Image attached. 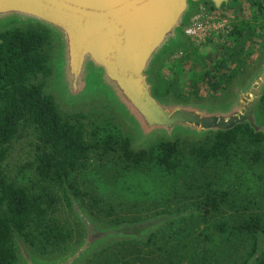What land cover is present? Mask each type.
<instances>
[{
	"label": "water",
	"instance_id": "95a60500",
	"mask_svg": "<svg viewBox=\"0 0 264 264\" xmlns=\"http://www.w3.org/2000/svg\"><path fill=\"white\" fill-rule=\"evenodd\" d=\"M202 2L221 10L231 0H0V31L45 30L52 45L46 93L63 111L108 113L129 138L131 150L199 142L238 125L264 135V45L220 95L183 99L156 92L159 68L171 55L192 49L187 31ZM65 186L81 239L68 250L44 255L14 232L18 264H86L114 243L147 242L164 225L194 212L107 224ZM257 239L246 264H255L264 251V233L259 231Z\"/></svg>",
	"mask_w": 264,
	"mask_h": 264
},
{
	"label": "rangeland",
	"instance_id": "374dc122",
	"mask_svg": "<svg viewBox=\"0 0 264 264\" xmlns=\"http://www.w3.org/2000/svg\"><path fill=\"white\" fill-rule=\"evenodd\" d=\"M255 1L231 0L221 10L211 8L207 2L199 4L188 37L192 49L171 55L160 70L167 80L177 83L180 92L173 94L181 98L220 95L226 90L223 89L229 77L241 75L255 61L264 43V37H260L257 30H251L256 24L264 32L263 18L254 20L258 4ZM231 4H234L233 12L227 10ZM244 22L247 26H244L243 36L236 38V28ZM51 47L50 41V48L46 45L43 51L48 49L50 55ZM47 78L37 74L28 82L45 79L47 82ZM79 113L82 116H75ZM60 114L82 125L87 142L92 126L103 121L102 114L111 118L98 109L76 113L60 110ZM261 114L264 115V106ZM36 135L34 125L22 122L8 144L1 169L8 181L25 187L30 193L49 197L47 216L67 233L64 242L51 244L42 252L51 255L75 246L83 230L70 207L67 183L43 180L36 172L37 158L42 152ZM182 148L187 150L185 144ZM254 148L242 141L231 153L230 162L200 165L190 161L181 171L185 172L190 186L183 187L180 181V187L170 193L164 202L166 205L162 203V206L154 203L152 190L143 191L139 200L129 199L125 193L121 195V189L126 186L116 185L117 176L124 172L119 157L103 155L91 148L84 164L72 173L69 183L76 186L82 205L100 221L115 224L140 221L160 213L194 212L164 225L147 242L114 243L97 252L86 264H246L251 257V240L248 234L237 232L234 227L254 215L261 217L264 224V159L251 162L248 153ZM213 192L219 198L217 210L204 216L203 200ZM221 192L225 193L219 196L217 193ZM166 208L170 209L164 210Z\"/></svg>",
	"mask_w": 264,
	"mask_h": 264
},
{
	"label": "trees",
	"instance_id": "16d2710c",
	"mask_svg": "<svg viewBox=\"0 0 264 264\" xmlns=\"http://www.w3.org/2000/svg\"><path fill=\"white\" fill-rule=\"evenodd\" d=\"M256 2L258 4L254 20L263 18L264 24V2L256 0L254 3ZM210 7L212 8L211 5ZM233 9L234 4L227 8L231 12ZM243 24L236 28V38L243 36L244 26H247L246 22ZM255 25L251 30H257L259 36L264 37L260 25H256L257 28ZM46 45L50 48V37L40 27L0 31V264H18L14 232L23 236L35 250H42L41 254L49 245L67 239V233L47 216L49 197L30 193L25 187L8 181L2 172L1 163L7 155L8 144L17 134L22 122L34 125L37 132L38 146L42 150L36 165L39 177L67 183L76 195L78 190L69 183V179L84 164L91 148L97 149L103 155L116 154L119 157L124 172L117 176L119 180L116 185L121 188L126 186L121 189V195L125 193L129 199L139 200L143 191L152 190L155 196L153 201L159 206L162 203L166 205L164 202L170 193L180 187V181L183 187L190 186L188 179L184 177L185 172H181L190 165V161L200 165L217 161L230 162L231 153L242 141L255 146L248 153L252 163L264 159V135L254 133L247 125H238L229 131L211 134L199 142H160L149 150L134 151L130 149V140L120 127L102 114L103 121L93 124L87 142L82 125L62 117L53 97L46 93V79L38 83L28 82L31 76L42 74L47 78L50 73L49 51H43ZM263 45L264 43L261 48ZM162 67L157 72L156 92L160 95L169 92L177 94L180 92L177 90V83L163 76L160 71ZM232 79L233 77L228 78L223 90ZM263 106L264 96L261 111ZM184 144L187 150L182 148ZM224 193L217 194L221 196ZM203 202L201 210L204 216H208L217 210L219 198L213 192ZM234 228L237 232L249 235L251 256L256 250L257 233H264L261 217L250 216ZM255 264H264V251Z\"/></svg>",
	"mask_w": 264,
	"mask_h": 264
},
{
	"label": "built area",
	"instance_id": "2783aa9c",
	"mask_svg": "<svg viewBox=\"0 0 264 264\" xmlns=\"http://www.w3.org/2000/svg\"><path fill=\"white\" fill-rule=\"evenodd\" d=\"M197 13V12H196ZM196 15V14H195ZM195 15L192 17V19H191V26H190V28L188 29V31H187V35H188V37H189V35L192 33V27H193V18L195 17Z\"/></svg>",
	"mask_w": 264,
	"mask_h": 264
}]
</instances>
